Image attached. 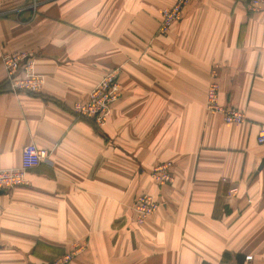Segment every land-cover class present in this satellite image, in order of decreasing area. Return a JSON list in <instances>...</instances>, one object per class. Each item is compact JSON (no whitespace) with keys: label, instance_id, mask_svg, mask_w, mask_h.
<instances>
[{"label":"crops","instance_id":"obj_1","mask_svg":"<svg viewBox=\"0 0 264 264\" xmlns=\"http://www.w3.org/2000/svg\"><path fill=\"white\" fill-rule=\"evenodd\" d=\"M174 1L0 0V169L26 144L52 160L0 193V264H51L76 245L68 264H264V6L188 0L159 35ZM23 52L36 93L4 82L3 53ZM112 69L120 94L105 120L76 115ZM213 80L243 122L206 110ZM161 163L173 181L158 187ZM141 193L159 206L138 223Z\"/></svg>","mask_w":264,"mask_h":264},{"label":"built area","instance_id":"obj_2","mask_svg":"<svg viewBox=\"0 0 264 264\" xmlns=\"http://www.w3.org/2000/svg\"><path fill=\"white\" fill-rule=\"evenodd\" d=\"M245 1L248 12H258L264 6V0ZM187 3L188 0H175L171 6L161 10L157 29L159 35H166L170 27L180 20L183 8ZM2 14L0 12V15ZM1 63L5 72L4 82L8 91L16 94L19 92L36 93L40 90L43 78L34 72L32 58L29 54L24 52L16 54L3 53ZM118 75V69H112L103 75L90 89L84 101L74 103L73 112L80 117L90 118L95 124L101 125L109 114L112 104L119 97L120 83ZM205 108L209 112L219 114L226 123L238 124L245 120V114L242 110L222 105L219 102V84L215 80L211 81L206 89ZM257 142L264 143V125L259 126ZM41 163L52 165L50 151L39 148L34 144L24 145L21 148L20 165L10 169H0V189L5 190L26 185L25 175L27 171ZM169 168V163H161L153 167L150 176L156 186L160 187L173 181V175ZM236 192L237 187L229 189V195L236 194ZM158 206V202L152 194L141 193L137 196L133 205L135 221L143 223L147 217L157 210ZM83 250L82 245H76L74 249L57 257L51 264H68ZM250 258L248 256L246 259L250 260Z\"/></svg>","mask_w":264,"mask_h":264},{"label":"water","instance_id":"obj_3","mask_svg":"<svg viewBox=\"0 0 264 264\" xmlns=\"http://www.w3.org/2000/svg\"><path fill=\"white\" fill-rule=\"evenodd\" d=\"M263 163H264V160L261 162L260 166H262ZM3 191H4V190H1V189H0V193H2Z\"/></svg>","mask_w":264,"mask_h":264}]
</instances>
